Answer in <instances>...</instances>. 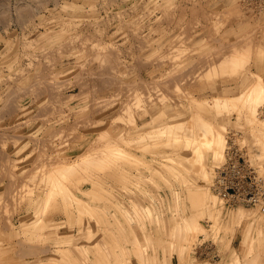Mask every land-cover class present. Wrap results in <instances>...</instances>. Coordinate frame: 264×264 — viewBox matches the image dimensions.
I'll return each instance as SVG.
<instances>
[{
	"label": "rangeland",
	"instance_id": "obj_1",
	"mask_svg": "<svg viewBox=\"0 0 264 264\" xmlns=\"http://www.w3.org/2000/svg\"><path fill=\"white\" fill-rule=\"evenodd\" d=\"M229 43H240L243 65L216 74ZM255 73L264 82V0H0V264H108L103 242L112 256L126 252L128 264H264L257 236L247 244L245 222L230 218L242 209L264 227V213L231 206L214 188L230 145L264 177L253 143L263 128L243 121L247 106L214 102L240 95L235 83ZM223 80L235 88L215 90ZM258 113L263 119L264 103ZM195 115L225 141L220 163L207 158L210 183L188 160L195 148L163 133ZM109 142L127 156L117 166L101 160ZM86 156L97 163L63 179L68 202L50 199L47 176ZM200 191L217 196L223 212L199 216L202 233L185 245L173 224L204 208L193 206ZM68 235L75 245L61 243ZM140 247L150 261L139 259Z\"/></svg>",
	"mask_w": 264,
	"mask_h": 264
},
{
	"label": "bare ground",
	"instance_id": "obj_2",
	"mask_svg": "<svg viewBox=\"0 0 264 264\" xmlns=\"http://www.w3.org/2000/svg\"><path fill=\"white\" fill-rule=\"evenodd\" d=\"M238 44H240V43H229V45L227 46L225 51L220 52L218 54L219 59L216 63V66L213 69L216 72V74L219 72V68L227 67V69H232L235 67H239L240 65H243L242 56H241L242 52L239 51L240 47ZM250 73H252V72H250ZM250 75H252V74H249L248 76L246 74H244V76L242 78L238 79V81L235 83V85H236L235 87H239L241 89L240 95H237V96H220L218 98L214 97L215 98L214 102L219 108L220 107H223V108L237 107L238 104H242V105L247 106L249 108V111H248L249 114H247V115L245 113L240 114L238 117L241 120V118L244 115H246L245 116L246 119L243 117V119H244L243 121L244 122L247 121L246 122L247 125L248 124L250 126L252 125V127H251L252 130H253V127L255 125H256V127L258 126L257 123L259 124V126H261L263 128V129L261 128L263 130V131H261L262 132L261 135L257 136V138L255 139V141L253 143L257 144V146L260 147L261 150L263 151V152H261V151L259 152V150H260V148H259L258 149V152H259L258 155L260 156V154L263 153V156H264V118L260 119L259 118L260 116L258 113V105L261 103H264V82L262 81V79H261L262 77H260V76H259V79H257L258 74H256L257 75L256 77L254 76L255 78H252ZM230 82H231L230 80H223L221 82H217L214 85V89L221 92V93L223 92L224 94L227 91H232V88H235V87H234V84H232ZM191 120H192V122H191ZM191 120L189 121V123H185V124L178 123V124H174V125L173 124L169 125L163 133H168L170 135H173L174 138L176 139L177 145H180L181 140L185 139L184 140V146H183L184 148H186V149L195 148L194 154L192 156H190L191 158L188 157L189 158L188 160L189 161L194 160L196 163H198L200 165L201 169L204 172V177L210 183V180H211L210 179V172L206 166L207 165L206 163L208 162L207 158L210 156L211 160H213L216 163H218V162L220 163L222 161V157H223V153H224V147H225L224 137H223L221 131H217V133H216V131L214 129L215 127L211 123H208L207 121L201 119L197 115H195L193 117V119H191ZM254 129H256V128H254ZM257 129H260V128L257 127ZM197 130L201 131V133H202V136L198 139L195 138V136L193 135L194 132H197ZM253 132H255V131L253 130ZM256 134H258V132H256ZM197 142H199V144H197ZM201 148H203V149H201ZM205 149H206V151H204ZM225 153H227V149H226ZM101 157H102L101 158L102 162H106L105 163L106 165H109L108 163H110V166H112L111 164H114L117 166L119 160L120 159L122 160V159L126 158L127 156L123 152L122 149H117L115 147L114 143L109 142L105 146V149H104ZM261 157H262V155H261ZM262 158H263V160H261V161L263 162L264 157H262ZM81 159L82 160H80V158H79V161L77 162L76 165H73V166H70L67 168H63L62 172L60 170H58L59 173L54 172V173H51V175L49 174L47 176V180H48L47 183L48 184H49V182L51 183L50 199L56 198V197H61V198H63L64 201L68 202L71 194L68 192L67 188L65 187L63 179L67 175L72 173L73 170H75L79 166H83L84 164L97 163V159H95L93 157H91V159H90V156H86V158H84V159L81 158ZM173 161L179 162L180 159H173ZM263 164H264V162H263ZM260 165H262V164H260ZM105 167H107V166H105ZM261 168H262V166H261ZM64 172H66L68 174H66ZM52 174H54V175H52ZM207 181H206V183H207ZM195 193L196 194H193L194 195V204H195L193 206H196V207L198 205H199V207L202 206V207H204V208H202L204 210L200 209L199 211H197L198 213L195 212L194 214H192L190 216V219L185 221V225H181L179 222H174V224H173V227H174L173 232L175 233L174 237L177 236V237L181 238V240L185 243V245L187 243H190V242L192 243L193 242L192 240H194L196 235L203 230L202 224L199 220V216L204 215L208 211V213H209L208 215L211 218L218 220L219 219L218 217L220 216L219 214H221V212H223L219 208H218V210H219V212L221 211L220 213H218V211H215L217 204H218L217 196L212 195V194H210L211 192L208 193L207 191H200V192H195ZM20 197H22V196H20ZM77 200H79L78 204H80L81 203L80 199H77ZM220 201H222V199ZM222 202H220V204ZM136 207H138V206H136ZM138 208H134L135 212L137 213V217L142 218L141 219V221L143 222L142 225L145 227V224H144L145 214ZM85 209H87L89 211V213H91L88 208H85ZM33 212H35V211H33ZM150 213L151 212H149V214ZM126 217H127L126 223H127V225H129V228L132 229L131 224L134 221V215H133V212L131 211L130 208H128V210L126 211ZM233 217L239 224L245 222L244 237H245V242L247 244H248V241H251L252 244H254L255 240H253L251 237H252V234H255V236H257V243L259 242V244L261 246H264V227L260 223L262 220L260 218H258V216L256 214H254L253 212H247L245 210L240 209L237 213H233L231 211L230 218H233ZM150 221H152V219ZM107 222H108V220H107ZM111 223L109 222V224H108L109 227L112 226ZM115 223H116V221L114 222V224ZM119 223L121 224V222H119ZM116 224H118V222ZM116 226H119V224ZM119 227H118V231L120 229ZM130 232L132 233V231H130ZM65 237L66 238L63 237L64 238L63 239L61 236V239H59L61 241V243L74 244L73 243L74 238H75L74 235H68ZM111 237L113 238L112 239L113 242H116V239H117L116 234L111 233ZM146 241L147 242L149 241V243H153V241L150 238H149V240H146ZM162 244H163V242H162ZM171 244L173 245L172 242H171ZM101 245H102L101 248L105 253V259L108 260V262H109L108 264H113V263H111V261H114V262L122 261L121 264H128L127 262L123 263L124 261L129 260V256L127 255L126 252H124V254H122L121 257L120 256H112V255H110L109 248L106 247L107 246L106 243L104 244V242H103ZM185 245H182V246L177 248L180 253L186 252ZM80 246L75 248L77 251L76 254L78 255L77 258L79 261L85 262L88 258V254L86 253L87 254L86 255L84 252V249L80 248ZM140 248H141L142 253H144V254L143 255L139 254L138 255L139 259H141L142 261H145V262L150 261V258H152V257H150V255L148 256L147 253L145 252L147 250V248H142V247H140ZM177 249L175 248V250H177ZM236 260H237V262L239 261L238 255H237ZM257 260H258V258H254L252 260L253 264H255ZM85 263H83V264H85ZM86 264H88V263H86Z\"/></svg>",
	"mask_w": 264,
	"mask_h": 264
},
{
	"label": "built area",
	"instance_id": "obj_3",
	"mask_svg": "<svg viewBox=\"0 0 264 264\" xmlns=\"http://www.w3.org/2000/svg\"><path fill=\"white\" fill-rule=\"evenodd\" d=\"M214 188L229 205L259 208L264 213V177L232 145L227 149L226 162L217 171Z\"/></svg>",
	"mask_w": 264,
	"mask_h": 264
}]
</instances>
